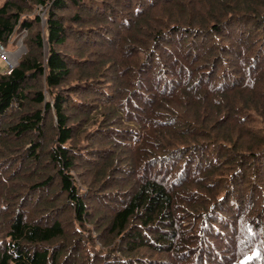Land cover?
Returning a JSON list of instances; mask_svg holds the SVG:
<instances>
[{
	"label": "trees",
	"instance_id": "obj_1",
	"mask_svg": "<svg viewBox=\"0 0 264 264\" xmlns=\"http://www.w3.org/2000/svg\"><path fill=\"white\" fill-rule=\"evenodd\" d=\"M25 30L0 264H264V0H0Z\"/></svg>",
	"mask_w": 264,
	"mask_h": 264
},
{
	"label": "rangeland",
	"instance_id": "obj_2",
	"mask_svg": "<svg viewBox=\"0 0 264 264\" xmlns=\"http://www.w3.org/2000/svg\"><path fill=\"white\" fill-rule=\"evenodd\" d=\"M49 4L50 2L47 3V5ZM35 12H37L42 17V19H46L45 18L46 9L44 5L38 6ZM43 25H45V20L43 21ZM27 35H28L27 30L22 31L21 33H16L13 36L11 43L8 45L11 51L13 52L18 51L16 52L17 53L16 58H18L19 60H20L19 57H22V55H24L27 52V49L24 43ZM6 69H7V65L0 60V74H4L6 72Z\"/></svg>",
	"mask_w": 264,
	"mask_h": 264
},
{
	"label": "built area",
	"instance_id": "obj_3",
	"mask_svg": "<svg viewBox=\"0 0 264 264\" xmlns=\"http://www.w3.org/2000/svg\"><path fill=\"white\" fill-rule=\"evenodd\" d=\"M44 20L45 19H43V21ZM12 38L10 39L9 44L11 43ZM16 52L18 51L13 52L9 49L8 45L6 46L0 43V60L7 65V69L5 72L6 75H11L19 64V59L16 58Z\"/></svg>",
	"mask_w": 264,
	"mask_h": 264
}]
</instances>
